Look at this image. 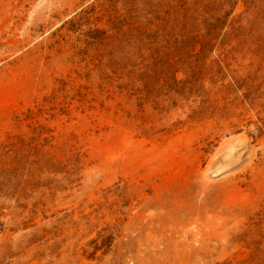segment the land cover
<instances>
[{
    "label": "rangeland",
    "instance_id": "rangeland-1",
    "mask_svg": "<svg viewBox=\"0 0 264 264\" xmlns=\"http://www.w3.org/2000/svg\"><path fill=\"white\" fill-rule=\"evenodd\" d=\"M0 264H264V0H0Z\"/></svg>",
    "mask_w": 264,
    "mask_h": 264
}]
</instances>
